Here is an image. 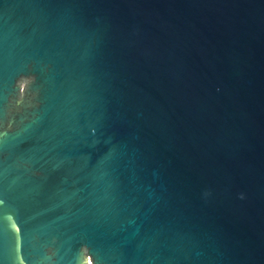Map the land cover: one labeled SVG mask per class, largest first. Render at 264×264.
I'll list each match as a JSON object with an SVG mask.
<instances>
[{"label":"water","instance_id":"1","mask_svg":"<svg viewBox=\"0 0 264 264\" xmlns=\"http://www.w3.org/2000/svg\"><path fill=\"white\" fill-rule=\"evenodd\" d=\"M0 264H264V0H0Z\"/></svg>","mask_w":264,"mask_h":264}]
</instances>
